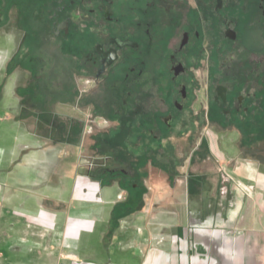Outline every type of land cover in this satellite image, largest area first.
Returning a JSON list of instances; mask_svg holds the SVG:
<instances>
[{"label":"flooded vegetation","instance_id":"af4514ba","mask_svg":"<svg viewBox=\"0 0 264 264\" xmlns=\"http://www.w3.org/2000/svg\"><path fill=\"white\" fill-rule=\"evenodd\" d=\"M22 1L9 7L8 69L45 73L33 51L55 40L54 63L73 74L76 131L93 106V148L99 138L124 152L134 134L197 150L212 132L220 151L264 150V0Z\"/></svg>","mask_w":264,"mask_h":264},{"label":"crops","instance_id":"0c3cea01","mask_svg":"<svg viewBox=\"0 0 264 264\" xmlns=\"http://www.w3.org/2000/svg\"><path fill=\"white\" fill-rule=\"evenodd\" d=\"M9 74L0 70V264H264L263 168L238 165L240 177L217 182L153 169L135 182L121 163L85 160L88 132L80 146L78 134L32 131L10 108L20 87Z\"/></svg>","mask_w":264,"mask_h":264},{"label":"rangeland","instance_id":"374dc122","mask_svg":"<svg viewBox=\"0 0 264 264\" xmlns=\"http://www.w3.org/2000/svg\"><path fill=\"white\" fill-rule=\"evenodd\" d=\"M18 1H21V4L23 2L22 0ZM10 3L11 0H0V70L3 72L8 70L9 73V46L11 44V30H9L11 26L9 20V13H11L9 12ZM13 12L15 11L13 10ZM18 17H22L19 12L15 15V18ZM26 42L28 43L27 40ZM57 45L58 43L55 40H49L42 43L40 47L35 48L33 55L42 57L41 62L39 61L36 64L37 66H40V64L45 66L46 72L18 75L15 81L20 89L19 92L16 90L14 95L20 93V98H15L13 100L14 105H11L10 108L20 116V119L25 121V125L31 128L32 131L37 133L41 131L44 134L55 136L62 135L65 137L64 142L68 143L72 137L78 134L80 146L86 145L84 131L85 129L89 130L91 123L88 120L92 114L93 106L91 108L88 106L87 108L85 101H88V96L83 97L84 99L80 103L84 104L89 114L85 113L87 115L86 119H84L85 127L82 129L78 127L76 131L77 127L72 123V115L77 110L73 101L76 95L72 93L73 74L62 73L63 67L61 66L65 64L64 60L62 63H60L61 61L54 63L55 59H53L50 49L57 47ZM49 65L56 66V69L52 68L50 70ZM12 76L15 75L9 74L8 78L10 79ZM105 108V106L99 104L96 111L105 113L107 110ZM95 123L98 125L97 129H104V122L100 118H97ZM207 138L206 148H197L196 150L195 147L192 148L188 144H184L181 138H178V143H176L175 147V144L174 146L172 145L173 142H169V138L155 142L151 138L140 139L136 135L131 134L126 138V149L124 152L118 151L111 143L109 145L98 138V141H95L97 145L95 147L97 148H92L88 145L91 156L85 160H94L107 163L108 165L112 164L113 166L121 163L127 167V170H131L128 178H137V180H134L135 182H139L141 178H151L153 169H158L159 175L162 177L177 178L184 175L182 174L184 172L185 175L202 177L213 182H217L221 178H227L232 181L240 177L236 174L238 165L242 168L248 167L252 169L259 163L257 162L258 158L264 160V150L258 153H245L244 155L240 153L234 154L224 149L220 151L215 134L212 132L207 133ZM88 140L93 143V136H90ZM93 156L96 159L92 158ZM260 168L264 167L260 166ZM117 174L119 175V173Z\"/></svg>","mask_w":264,"mask_h":264}]
</instances>
